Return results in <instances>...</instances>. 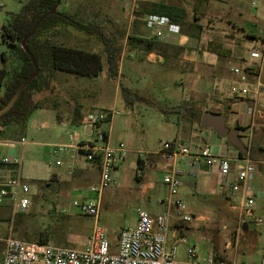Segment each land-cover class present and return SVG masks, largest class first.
<instances>
[{
	"label": "rangeland",
	"instance_id": "374dc122",
	"mask_svg": "<svg viewBox=\"0 0 264 264\" xmlns=\"http://www.w3.org/2000/svg\"><path fill=\"white\" fill-rule=\"evenodd\" d=\"M152 1L159 0H61L58 9L85 22L102 26L107 32L119 36L125 43L128 35L145 33V14H139L136 10H142L144 5H148ZM164 1L184 6L190 19L195 16L194 10L200 4L196 14L202 16L200 21L207 26L205 38L222 40L225 35L222 29H227V33H230L231 23L228 24V20H231L237 25L255 27L250 29L259 36L261 42H264V0ZM11 10L19 11V0H0V67L4 66L2 53L9 50V45L2 36V27ZM257 16L261 20H258ZM44 37L49 38L52 42L104 53V45L96 34H88L72 26L51 29L45 32ZM255 42L256 50L262 54V57L257 60L261 63L258 73L261 74L260 77L264 83V47L259 40ZM130 52L128 46L124 45L120 66L121 80L109 78L107 67L99 76L77 77L58 72L55 91L53 92V89L50 88L38 94V97H45L49 105L53 101H57L58 113L61 117H66L70 124H81L83 117L95 107L115 111L112 122H108L104 126L110 131V142L113 145L124 142L130 151L120 167L113 171L114 181L104 190L102 196L99 224L104 227L114 243H117L124 227L136 223L138 206L147 209L152 214L167 210V204H160V200L165 197L168 191L163 177L170 171L169 165L173 163V159L158 160L156 164H148L142 171L144 177L138 179L136 177L138 150H157L166 141L182 138L183 128L192 123L195 114L193 108L190 107H173L171 103L178 96L173 90L172 92L163 90L165 86H174L175 81L181 75L182 65L179 66L177 59H170L168 64L162 65L159 58L147 62L142 53L136 54L135 52L132 56ZM177 53L181 54L179 50ZM249 56L250 59H254L251 55ZM103 58L106 62L105 54ZM178 59L180 60L181 57ZM122 85L139 89V95H143L145 99H137L130 105ZM77 108L81 110L80 114ZM243 115L246 116V112H243ZM227 116L228 126H234L237 120L239 122L244 120L243 117H235L231 113H228ZM233 118L234 121H231ZM195 123L194 133L196 134L194 137L197 145L203 146L207 143L206 145L212 148L220 147L218 141L222 140V136L214 134L211 139H202L197 134V130H201L200 124L199 122ZM262 125L264 122L256 124L257 128ZM242 139L249 147L250 157L262 161L261 163L257 162V165L259 168L261 167L260 175H263L264 150L261 147H255L250 141L249 135H243ZM35 140L41 143H28L24 148L21 143L16 144L18 156L23 151L22 171L27 182L45 176L50 159L55 161L56 158H62L65 162L70 159L73 153V149L69 146L67 151H61L57 156H50L55 142L47 130L45 135L39 136ZM68 142L67 139V142L64 143ZM10 148L9 144L0 141V157L10 156ZM218 151L229 157L238 155L237 149L226 141L224 148H218ZM204 163L207 167L206 162ZM88 167L86 170L92 174L95 166L90 162ZM176 167L185 170L187 165L178 161ZM75 170L67 174L64 179L54 178L52 185L45 190V195H42L37 188L32 187L27 193V196L31 197V205L28 211L24 212L23 219L19 224L16 223V218L20 212L16 211L14 204L5 205L3 208L0 206V257L3 254L4 243L2 240L5 237L12 235L38 242V233L45 230L54 231V238L49 241L51 243L75 248L85 246L95 222L94 218L74 214L63 219L59 208L71 199L95 197L96 194L90 190V186L98 181V175L96 173L91 181V177L86 175L88 173L82 174ZM258 175L256 170L253 177ZM202 177L199 176L198 180ZM231 178L230 176L228 179ZM198 180L197 178H185L179 187L180 196L187 209L195 215L188 224L180 225L189 241L198 247V256L203 258L208 255H216L219 261L227 263H251L264 258V229L255 226L252 218L246 222L247 227H244V224L241 223L242 219L249 218L241 216L240 207H234L238 205L241 193L231 197L232 202H229L226 188L223 194L216 192L215 195H211L200 188V182L196 183ZM65 181L67 182L64 183ZM149 181L155 182L157 188L149 189L143 197L139 188ZM251 181L252 179L248 183L250 184ZM251 184L249 185L251 193L261 199L262 195L258 194V191L264 190V180L259 182L260 189L256 187L258 185ZM172 212L173 216L175 215L171 220L172 229H175L179 222L176 220L177 215L174 207ZM180 248V257L183 258L184 246Z\"/></svg>",
	"mask_w": 264,
	"mask_h": 264
},
{
	"label": "built area",
	"instance_id": "2783aa9c",
	"mask_svg": "<svg viewBox=\"0 0 264 264\" xmlns=\"http://www.w3.org/2000/svg\"><path fill=\"white\" fill-rule=\"evenodd\" d=\"M145 24L151 28L158 38L165 37L168 32H180V24L163 14L147 13L144 17ZM252 58H261L258 50L250 52ZM232 71L241 75L242 82L233 83L230 93L242 97L254 96L260 92L262 83H250L244 80L245 70L240 67H232ZM115 111L104 108H93L84 117L83 122L94 131L93 140L86 143H77V148L84 151L86 160L98 168V181L90 186L95 197L83 199H71L63 204L59 211L64 215L79 214L94 218L89 237L83 248H75L57 245L51 242L40 243L28 241L12 235L2 241L4 249L0 264H264V258L251 263L223 262L215 259L216 255L200 258L198 247L192 244L179 227L172 229L173 207L178 218V224L186 225L195 217L188 209L180 196L179 187L181 179L176 169L172 168L164 174L163 182L168 188L165 197L160 204L166 203L167 210L162 213L152 214L147 209L137 207V221L132 226L124 227L119 235L117 243L108 236L103 226L99 224L102 208V196L104 190L111 186L114 179L112 173L124 162L130 148L124 142L113 145L110 142L109 132L105 124L114 117ZM25 143V139H21ZM10 157H4V162L20 164L21 159L14 154L15 144L12 143ZM71 145H54L52 156H57L61 151H67ZM161 155L165 159H184L196 157L205 161L210 166H218L222 175V186L228 191V200L241 193L240 214L248 217L241 221L242 225L252 218V222L260 229H264V206L258 208V199L251 193L249 180L256 171L257 160L246 156L229 157L216 152L211 146L205 145L197 153H193L188 145L178 141H166L156 151L138 150V159H146L149 156ZM235 162V164H234ZM57 165L62 160L56 158ZM136 175L143 176L141 168H137ZM231 175L233 177L228 179ZM30 186L20 176L0 183V204H14L16 211L27 212L31 205V197L27 196ZM264 197V196H263ZM181 246H184V257L181 258Z\"/></svg>",
	"mask_w": 264,
	"mask_h": 264
},
{
	"label": "crops",
	"instance_id": "0c3cea01",
	"mask_svg": "<svg viewBox=\"0 0 264 264\" xmlns=\"http://www.w3.org/2000/svg\"><path fill=\"white\" fill-rule=\"evenodd\" d=\"M21 6L22 2L19 0V10ZM15 11L17 12V10H11L9 12ZM257 19L261 20L259 16H257ZM229 23H231L230 33H227V29H222V31L225 32L222 40H215L214 38H205V29L207 27L205 25H203V31L200 38L191 36L190 34L184 32L182 27L180 32H168L165 37L158 38L154 31L147 27L144 22L145 33L133 35L147 39H156L160 41V47L151 51H146L141 44L137 48L131 49L130 46L127 45V38L125 40V45H127L129 50H131L130 53L132 56L135 52L136 54L142 53L143 58L145 57L147 62H151L154 58H159L161 64L165 65L168 64L170 59H177L179 66L182 65L181 75L178 77V80L175 81V85L165 86L163 88L165 91L168 90L172 92L173 90L178 96V98L173 103H171L173 107H190L193 108L195 114H197L199 111H202L203 113L205 110H212L215 112H225L227 115L228 113H231L235 117H243V122H239V120H237L239 125L246 127L244 129H240L241 137L243 138V135H249V139L252 141L254 146L258 148L261 147L264 150V125L260 126L259 128L256 126L258 122H264V83L261 80V74L258 73V68L261 63L257 59H250L249 56L250 51L256 50L255 41L259 40L261 42V40L259 36L252 29H250H254L255 27H247L243 24L237 25L231 20H228V24ZM250 34L256 36H251ZM261 45L264 47V42H261ZM178 50L181 53L180 55L177 53ZM178 57H181V59L179 60ZM234 66L243 68L245 70L244 80L247 82L262 83L259 93L254 96L246 97L232 95L230 93V86L233 83H240L243 80L241 75H238L232 71V67ZM121 77L122 72H120V78ZM58 112V109L53 107H42L35 110L29 122L28 132L26 136L23 137L25 139L24 144L21 143L22 138H16L13 136L11 129H5L4 134L0 136V141L10 145V153H12L11 144H15L14 154L16 157L21 159V163L17 164L13 162H4L3 158L10 156L0 157V183L7 182L11 179H17L21 176L23 181L28 184L30 188H36L34 182L36 179L28 181L29 183L24 179L25 177L23 176L22 171L23 151L20 153V156H18L19 154L16 152V144L19 142L24 148L28 143H41L40 141L35 140V138L45 135L46 130L49 131L50 136L54 139L55 143L53 145H71L70 147L73 149V153L71 154L70 159L65 160V162L62 158H59L62 160V164L60 165H57L55 161L50 159L48 162L47 174L42 176L41 179L48 180L53 176L64 179V177H66L67 174L72 173L74 169H76V172L82 174L88 173L86 175L91 177V181L94 179V175H96V173L99 175L98 168L93 163L92 164L95 167L92 171V174L86 170L89 168L88 165H90V162H88L86 159H83L85 157L84 151L80 148H77L78 142L86 143L93 140L95 131L89 125H85L83 120L81 124H70L67 121V118L61 117ZM82 112L84 113V110ZM243 112H246L247 115L244 116ZM112 120L110 122H112ZM231 121H234V118ZM195 122V118H192V123L186 125L183 128V132L181 133L183 137L180 139H174L175 141H178L184 145H188L193 153H197L200 148L207 144L206 143L203 146H199L195 142ZM106 129L108 130V128ZM108 132L109 137L111 138L110 131L108 130ZM197 132V134L202 139H211L214 134H217L212 128H201V130L199 129ZM225 138L226 137H223L221 141H218L220 147L213 148L216 150V152L218 151V148H224V143L225 141L227 142ZM67 139L69 142L64 143L67 142ZM247 156H250V153H248ZM235 157H238V155ZM158 160L170 159H165L158 154L149 156L146 159H142L144 163V167L141 168L142 171L146 169L148 164H156ZM255 160H257L259 163L262 162L259 159ZM178 161H181L187 165L185 170L178 169L176 167V162ZM138 162L137 156V168ZM204 162L205 161L199 160L196 157H186L184 159H173V163L169 165V167L170 170L174 168L178 171L181 182H183L185 178H197L198 180L199 176H203L200 179L201 181H196V183L200 182V188H202L203 191L208 192L211 195H215L216 192L223 194L225 189L222 186L223 178L219 172L218 166H210L206 163L207 167H205ZM260 168L256 163V170L258 171L259 175L256 177L254 176L251 181L252 184L250 183L254 186L258 185L256 187H259V182L261 183L264 180V174L260 175ZM143 177L144 173L141 178ZM231 177H233V175H231ZM156 188L157 184L155 182L149 181L142 184L139 188V191L142 193V196L145 197L149 189ZM258 194L262 195L261 199L257 198L258 208L259 210H262L264 206V190L260 189ZM239 203L234 207H239ZM10 204L11 203L7 202L0 206L3 208V206ZM176 220H178L177 217ZM244 225H246V223H244Z\"/></svg>",
	"mask_w": 264,
	"mask_h": 264
},
{
	"label": "trees",
	"instance_id": "16d2710c",
	"mask_svg": "<svg viewBox=\"0 0 264 264\" xmlns=\"http://www.w3.org/2000/svg\"><path fill=\"white\" fill-rule=\"evenodd\" d=\"M22 6L17 12H8L6 21L2 27L3 39L8 43L9 50L2 53L4 66L0 67V109H2L12 98L22 81L30 76L35 66L29 53L23 48V39L32 31L35 24L46 15L33 35L27 39V47L34 55L38 65L39 74L30 81L23 89L22 93L14 103V105L4 114L0 116V136L5 129H11V133L16 138L26 136L29 129V122L35 110L42 107L57 108L58 102L53 101L51 105L47 104L45 97H38V94L56 89V78L58 72L72 74L77 77L83 76H99L107 67L108 77L113 80H121L120 78V62L122 52L124 50V41L119 36L107 32L102 26L85 22L77 17L60 11L57 7L61 0H20ZM199 3H202L199 1ZM200 5V4H199ZM195 8V16L192 19L188 17V11L184 6L165 1H152L148 5H144L142 10H136L139 14L157 13L169 16L172 21L179 23L184 32L200 38L203 31V24L200 19L202 16L197 15L198 6ZM55 7L57 9L51 12ZM59 26H72L80 31L88 34H96L104 45V53L83 47L69 46L62 43H56L44 37L45 32L55 29ZM251 36H256L250 34ZM143 45L146 51H151L160 47V41L156 39H147L133 34L127 36V45L130 48H137ZM106 56V62L103 55ZM128 103L131 105L137 99H145L143 95H139L138 89H132L122 85ZM51 89V90H52ZM52 92V91H51ZM78 113L81 110L77 108ZM202 111L194 115L196 122L201 120ZM240 129L242 127L239 125ZM238 151V150H237ZM238 151V157L244 158ZM138 168H143L142 159H138ZM138 179L141 177L136 176ZM54 178L36 179L35 185L42 195L45 190L52 185ZM65 181L64 183H66ZM62 218L68 215L60 212ZM24 213H18L16 223H21ZM183 233L182 226L177 224ZM247 227V225H244ZM18 230V229H16ZM54 238V231L45 230L38 233L37 241L47 243ZM2 256L0 257L1 261ZM215 259L219 261L216 256Z\"/></svg>",
	"mask_w": 264,
	"mask_h": 264
},
{
	"label": "water",
	"instance_id": "95a60500",
	"mask_svg": "<svg viewBox=\"0 0 264 264\" xmlns=\"http://www.w3.org/2000/svg\"><path fill=\"white\" fill-rule=\"evenodd\" d=\"M57 7H55L51 12H54L57 9ZM45 16L46 15H44V17ZM44 17H42L35 24L32 31L22 41V46L29 53L32 59V62L34 63L35 70L30 76L26 77L22 81V83L18 86L17 90L13 94L10 101L2 109H0V116L4 114L5 112H7L14 105V103L16 102L20 94L22 93L23 89L30 83L31 80H33L39 74V65L34 55L31 53V51L27 47V39L29 36L34 34L36 28L38 27L39 23ZM227 117L228 116L225 112H215L212 110H205L203 111L201 115L200 127L201 128H212L218 135L226 137L227 143L230 146L235 147L243 155H248L249 147L242 140V137L240 135L239 122L236 121L234 123V127L230 128L227 125Z\"/></svg>",
	"mask_w": 264,
	"mask_h": 264
},
{
	"label": "flooded vegetation",
	"instance_id": "af4514ba",
	"mask_svg": "<svg viewBox=\"0 0 264 264\" xmlns=\"http://www.w3.org/2000/svg\"><path fill=\"white\" fill-rule=\"evenodd\" d=\"M230 128H233L234 126H229Z\"/></svg>",
	"mask_w": 264,
	"mask_h": 264
}]
</instances>
